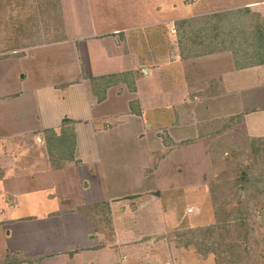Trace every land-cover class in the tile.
I'll list each match as a JSON object with an SVG mask.
<instances>
[{
	"label": "crops",
	"instance_id": "obj_1",
	"mask_svg": "<svg viewBox=\"0 0 264 264\" xmlns=\"http://www.w3.org/2000/svg\"><path fill=\"white\" fill-rule=\"evenodd\" d=\"M61 22V37L0 59V264L184 263L195 250L169 235L197 225L176 210L159 236L128 233L172 155L192 161L174 189L207 187L219 137L264 138V64L238 68L230 51L183 59L164 17L85 34ZM65 134L74 149L55 168L47 140ZM113 208L136 227H102Z\"/></svg>",
	"mask_w": 264,
	"mask_h": 264
},
{
	"label": "rangeland",
	"instance_id": "obj_2",
	"mask_svg": "<svg viewBox=\"0 0 264 264\" xmlns=\"http://www.w3.org/2000/svg\"><path fill=\"white\" fill-rule=\"evenodd\" d=\"M249 5L254 12H261L264 15V0H0V57L10 56L12 53H20L21 51L24 54L26 50L32 47L61 37L65 27L61 20L64 18L72 21V23L74 22L72 29L75 33L82 32L85 34L93 28L99 30H108L115 27L124 29L136 25L151 24L156 22L158 18L164 17L171 20L167 31L171 33L173 48H176L178 43L175 22L178 19H197L199 17L206 21L212 13L236 10ZM233 6L235 7L233 8ZM237 137L241 138L240 141H242L241 144L237 145L241 151L239 153L246 158V155L251 154L249 140L239 135L235 139ZM62 139L65 140V137ZM235 139L232 138L227 141H234ZM232 144L233 142L229 144L228 152ZM190 154L192 153H185L187 156H190ZM44 157L46 158V154H44ZM174 157L176 161L173 160V155L170 157L171 164L169 166H172L171 170L165 168L157 170V173L166 171L157 174L159 192L155 196L159 199L151 200L149 206L145 205L143 207L142 213L138 215L139 220L137 219L140 226L132 228L134 231L128 233L129 239L142 236L145 239L144 241H148V238L152 235H161L162 232L158 228L162 227L161 223L166 219L163 218L166 211L168 215H172V212L176 210L180 221L185 226L188 224L200 226L214 221V210L206 186L174 189L177 186L180 187L181 184L188 183L191 175L188 173L190 170L178 168L188 167L189 164H192L190 158H181L178 153L174 154ZM217 160L219 162L215 171L216 174H223L224 177L238 175L234 170V165L239 159H235L232 153H228L227 156L219 153ZM247 164H249V160L243 161L242 159L241 165ZM187 173L189 176H183L180 179V174ZM161 174L164 183L160 179ZM208 179L210 177H207ZM164 186L167 189H163ZM188 206L189 212L187 210ZM154 213H156V216ZM121 217L126 220L125 225L121 224ZM104 222H107L109 228L114 226L116 230L118 228L120 235V227L123 230L127 225L135 226L131 217L123 214L118 208H113L111 216L107 214L101 219L102 227ZM250 222L255 230L252 231L254 235H251L248 241L250 243L248 246L250 255L247 253L245 257L248 256L249 263L264 264V213L258 211L251 216ZM189 248L194 249L195 252L193 250L189 252L184 263H175V260H173L171 264L216 263L215 256L210 255L208 259L206 258L207 260H201L198 258L199 254L197 255L196 248L193 246ZM191 257H193V260Z\"/></svg>",
	"mask_w": 264,
	"mask_h": 264
},
{
	"label": "trees",
	"instance_id": "obj_3",
	"mask_svg": "<svg viewBox=\"0 0 264 264\" xmlns=\"http://www.w3.org/2000/svg\"><path fill=\"white\" fill-rule=\"evenodd\" d=\"M208 17L206 21L198 17L175 22L178 48L183 59L230 51L238 68L264 64V15L261 12L244 7L215 12ZM230 122L220 121V124H215L214 131L226 130ZM228 139L219 137L210 149L214 171L218 168L219 153L225 156L232 153L235 159H239L234 165L238 175L224 177L215 172L207 186L214 221L174 231L169 240L178 248L195 247L203 259L214 255L215 264H252L245 256L247 253L250 255L248 241L255 230L250 218L258 211L264 213V138L250 140L251 154L246 158L241 156L237 147L241 141H237L235 146L232 144L228 152ZM47 149L49 159L53 164L57 163L55 168H62L64 159L74 149L73 137L66 134L59 138L51 136L47 140ZM242 159H248L249 164L241 165Z\"/></svg>",
	"mask_w": 264,
	"mask_h": 264
}]
</instances>
